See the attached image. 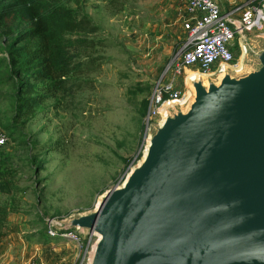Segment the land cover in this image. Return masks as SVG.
<instances>
[{
  "label": "water",
  "instance_id": "95a60500",
  "mask_svg": "<svg viewBox=\"0 0 264 264\" xmlns=\"http://www.w3.org/2000/svg\"><path fill=\"white\" fill-rule=\"evenodd\" d=\"M240 44L239 67L186 77L128 178L55 220L96 236L86 264H264V34Z\"/></svg>",
  "mask_w": 264,
  "mask_h": 264
},
{
  "label": "rangeland",
  "instance_id": "374dc122",
  "mask_svg": "<svg viewBox=\"0 0 264 264\" xmlns=\"http://www.w3.org/2000/svg\"><path fill=\"white\" fill-rule=\"evenodd\" d=\"M243 1L224 0L221 8L231 10ZM83 4L101 26L104 40L96 53L103 56L97 57L101 65L89 74L94 78L90 86L61 92L60 99H48L17 122L10 96L5 94L0 103V136L7 138L0 145V201L11 197L1 175L6 170V179L22 189L13 195L0 264H86L96 236L83 232L81 243L74 236H60V230L73 228L54 225L55 220L94 210L106 190L127 178L144 157L148 112L142 113L143 99L173 77L183 90L188 73L194 72L186 67L179 73L175 65L187 39L179 18L184 0ZM234 55L242 60L238 45ZM2 89L11 93L15 86ZM9 124L15 125L13 132ZM49 225L59 230L57 235L50 234Z\"/></svg>",
  "mask_w": 264,
  "mask_h": 264
},
{
  "label": "trees",
  "instance_id": "16d2710c",
  "mask_svg": "<svg viewBox=\"0 0 264 264\" xmlns=\"http://www.w3.org/2000/svg\"><path fill=\"white\" fill-rule=\"evenodd\" d=\"M101 30L83 0H0V54H4L0 55V103L5 94L10 96L14 122L32 115L48 99H60L61 92L90 86L94 78L89 74L100 67L98 58H103L96 57L104 43ZM21 75H27V80H18ZM6 85L15 86V91L7 93L2 89ZM151 95L142 101L143 114L148 112ZM7 129L16 128L9 124ZM6 172L1 175L11 197L0 201V241L7 235V218L16 201L13 195L22 190L6 179ZM64 231L60 230V236L73 232L80 243L84 240L78 228Z\"/></svg>",
  "mask_w": 264,
  "mask_h": 264
},
{
  "label": "built area",
  "instance_id": "2783aa9c",
  "mask_svg": "<svg viewBox=\"0 0 264 264\" xmlns=\"http://www.w3.org/2000/svg\"><path fill=\"white\" fill-rule=\"evenodd\" d=\"M182 24L187 39L179 50L176 71L180 73L183 68L192 67L194 72L210 75L222 65L238 67L240 61L235 60L234 48L237 45L241 48L240 38L264 32V0H244L233 12L226 13L217 0H187V15L182 18ZM175 80L173 77L154 87L145 119L147 128L160 121L164 107L170 102H183L187 98V89H179ZM6 140L0 136V145ZM50 234L57 233L50 228ZM72 236L79 241L76 235Z\"/></svg>",
  "mask_w": 264,
  "mask_h": 264
},
{
  "label": "crops",
  "instance_id": "0c3cea01",
  "mask_svg": "<svg viewBox=\"0 0 264 264\" xmlns=\"http://www.w3.org/2000/svg\"><path fill=\"white\" fill-rule=\"evenodd\" d=\"M219 3H220V5H221V7H223V5H224V0H217ZM235 1H237V0H229V2L230 3H233V2H235ZM235 8H233V9H229L228 10V8L227 9H223L222 8V11L224 12V13H226V12H233V10H234ZM185 15H187V0H184V5H183V7H182V14L180 15V20L185 16ZM183 26V25H182ZM184 28V27H183ZM185 30V29H184ZM186 32V31H185ZM186 41V40H185ZM185 43V42H184Z\"/></svg>",
  "mask_w": 264,
  "mask_h": 264
},
{
  "label": "bare ground",
  "instance_id": "6f19581e",
  "mask_svg": "<svg viewBox=\"0 0 264 264\" xmlns=\"http://www.w3.org/2000/svg\"><path fill=\"white\" fill-rule=\"evenodd\" d=\"M243 64V62H242V60L240 61V64L239 65H242ZM239 67V66H238ZM196 75H198L197 73H194L193 71H191V72H189L188 73V77L189 76H196ZM165 109H166V107H164V109H163V112L162 113H164L165 112ZM148 148H149V143L147 144V146L145 147V152L143 153V156L144 157H142V159L144 160V158H145V156H146V154H147V151H148ZM143 160H141V161H143ZM141 161H140V163H141ZM133 172V170L129 173V175L127 176V178L130 176V174ZM69 236H72V235H69Z\"/></svg>",
  "mask_w": 264,
  "mask_h": 264
}]
</instances>
